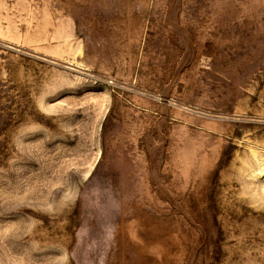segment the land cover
<instances>
[{"label":"rangeland","instance_id":"374dc122","mask_svg":"<svg viewBox=\"0 0 264 264\" xmlns=\"http://www.w3.org/2000/svg\"><path fill=\"white\" fill-rule=\"evenodd\" d=\"M0 264H264V0H0Z\"/></svg>","mask_w":264,"mask_h":264}]
</instances>
